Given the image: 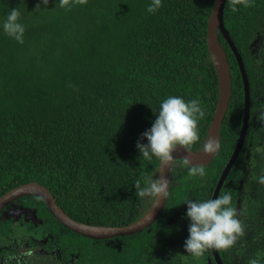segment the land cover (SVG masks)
I'll list each match as a JSON object with an SVG mask.
<instances>
[{
  "label": "trees",
  "instance_id": "trees-1",
  "mask_svg": "<svg viewBox=\"0 0 264 264\" xmlns=\"http://www.w3.org/2000/svg\"><path fill=\"white\" fill-rule=\"evenodd\" d=\"M213 2L162 0L150 13L152 0H49L46 7L37 6L40 0H0V196L36 181L80 222L138 219L152 201L140 190L157 179L159 159L143 158L136 144L160 102L168 96L199 101V140L188 148L201 149L207 137L218 95L205 40ZM14 8L25 26L23 43L3 31ZM223 22L244 63L250 116L216 196L231 195L244 234L217 251L222 264H264V0L247 6L226 0ZM219 41L231 74L220 147L204 165L173 163L155 221L137 233L95 239L61 224L40 197L22 196L6 206L29 207L34 219L1 218L7 207L0 211V264H55L52 256L60 264H209L210 250L198 258L184 250L189 223L181 201L211 197L242 123L239 66L220 34ZM192 167L204 175L194 176ZM26 235L42 244L25 246L23 257L6 253L7 244L15 252Z\"/></svg>",
  "mask_w": 264,
  "mask_h": 264
},
{
  "label": "clouds",
  "instance_id": "clouds-1",
  "mask_svg": "<svg viewBox=\"0 0 264 264\" xmlns=\"http://www.w3.org/2000/svg\"><path fill=\"white\" fill-rule=\"evenodd\" d=\"M66 3V0H64ZM49 0H40L37 6H47ZM162 0H152L147 11L155 13L161 7ZM244 3L247 0H234ZM232 11H236L233 6ZM21 13L11 9L3 22L4 33L23 43L25 26L20 22ZM199 101H185L179 96H168L160 102L151 127L142 133L136 148L145 159L158 158L165 164L173 161V152L178 146L187 148L199 140L198 118H203ZM118 131V130H117ZM146 140L147 143H141ZM220 145L214 140H208L204 146L207 153H214ZM187 163V161H186ZM191 173L204 175L202 167H192ZM168 181L157 178L147 183L139 195L142 198L165 199L168 196ZM181 203L186 205L185 216L189 223L188 237L184 241V250L193 258L201 257L209 249H230L237 239L244 234V228L238 219V210L232 206V197L225 192L223 195L209 199H189L185 197Z\"/></svg>",
  "mask_w": 264,
  "mask_h": 264
},
{
  "label": "water",
  "instance_id": "water-1",
  "mask_svg": "<svg viewBox=\"0 0 264 264\" xmlns=\"http://www.w3.org/2000/svg\"><path fill=\"white\" fill-rule=\"evenodd\" d=\"M226 0H214L212 9L210 11L209 17L206 24V45L211 57L212 63L214 65L217 80H218V95L215 109L211 118V121L207 129V137L201 149L190 150L188 147L178 146L173 152V161L170 164H165L159 160L158 169H157V178H164L169 181L170 174L172 170V165L176 160H182L187 164L200 166L208 163L213 159L216 152L207 153L204 150L205 144L208 140H214L219 143L220 141V128L221 123L226 113L228 103L231 96V74H230V65L227 58L226 51L223 45L219 41V34L225 39L230 50L232 51L237 64L239 66L240 74L243 82V117L242 123L239 131L237 141L235 143L234 149L230 154L222 172L217 180V183L214 187L212 197L215 199L217 193L222 185V182L233 165L238 153L240 152L247 127L248 120L250 115V92H249V83L244 68V63L240 53L238 52L234 42L231 40L228 31L226 30L223 22V10ZM167 189V190H168ZM28 195H35L40 197L52 215L64 226L67 228L90 238L103 239L107 237H113L117 235H126L132 234L141 231L142 229L150 226L154 220L159 216L163 210L167 197L163 200L158 198L156 201L152 199V202L147 209L138 219L125 224V225H96V224H87L75 220L69 214H67L64 209L58 205L47 187L36 182L30 181L23 184H20L16 187H13L9 191L5 192L0 196V210L10 203L11 201ZM213 254V258L216 264H222L217 249H210Z\"/></svg>",
  "mask_w": 264,
  "mask_h": 264
},
{
  "label": "flooded vegetation",
  "instance_id": "flooded-vegetation-1",
  "mask_svg": "<svg viewBox=\"0 0 264 264\" xmlns=\"http://www.w3.org/2000/svg\"><path fill=\"white\" fill-rule=\"evenodd\" d=\"M250 116V115H249ZM176 161H178V160H176ZM175 162V161H174ZM216 185V184H215ZM215 187V186H214ZM213 190H214V188H213ZM213 190H212V193H211V197H212V194H213ZM210 197V198H211ZM167 200V199H166ZM12 202V201H11ZM152 202V201H151ZM9 204V203H8ZM8 204H6V205H8ZM151 204V203H150ZM166 204V203H165ZM4 206V207H7L6 208V210H4L3 212H2V215H1V218H5V217H3V213H5V212H7V213H9V209H13L14 210V212L16 213V217L13 219L12 217H10V218H12L14 221L15 220H18L19 219V217H23L24 218V220H30V218H32L33 217V210L31 209V208H29V207H25V206H22V205H20V204H18V203H14V204H12V205H10V206ZM150 206V205H149ZM4 207L2 208V210L4 209ZM165 207V206H164ZM149 208V207H148ZM147 208V209H148ZM147 209L145 210V211H147ZM164 209V208H163ZM1 211V210H0ZM163 211V210H162ZM162 211H161V213H162ZM10 212H12V211H10ZM160 213V214H161ZM143 214V213H142ZM159 214V215H160ZM9 217V216H8ZM8 217H6V218H8ZM32 219H34V218H32ZM155 221V220H154ZM149 227V226H148ZM147 228V227H146ZM143 230V229H142ZM140 232V231H139ZM137 233V232H136ZM118 236V235H117ZM114 237V236H113ZM29 236H22V242L20 241V244H18V245H16V251L15 252H11V251H9V249H8V244L6 245V248H5V251H6V253L7 254H9L11 257L12 256H14V255H20L19 257H23V254H26V253H24V251H23V249H24V247L25 246H29V247H33L34 248V246H37L38 244L40 245V244H42V241H41V243H30L29 242ZM107 238H110V237H107ZM31 239H32V236H31ZM104 239V238H103ZM15 245H11L10 247H14ZM9 247V248H10ZM210 250V249H209ZM40 252V254L42 253L41 251H39ZM53 250H51V252L49 253V254H47V255H43V258H46V257H49L48 255H50V256H52L53 255ZM210 252H211V250H210ZM23 253V254H22ZM28 254V257L30 256V254L29 253H27ZM211 255H212V259H210V261H212V262H215V260H214V258H213V254L211 253ZM31 257V256H30ZM25 258V257H24ZM32 258V257H31ZM52 258V260L55 262V264H60V262L59 261H55L53 258V256L52 257H49V260ZM26 260V259H25ZM63 260H65V259H63L62 258V260H61V262L63 261ZM210 261H209V264H213V263H210ZM216 263V262H215ZM61 264H64V263H61Z\"/></svg>",
  "mask_w": 264,
  "mask_h": 264
},
{
  "label": "rangeland",
  "instance_id": "rangeland-1",
  "mask_svg": "<svg viewBox=\"0 0 264 264\" xmlns=\"http://www.w3.org/2000/svg\"><path fill=\"white\" fill-rule=\"evenodd\" d=\"M10 211H12V212H10L9 211V213H7V212H5V213H3V217H12L13 219L16 217V213L14 212V210L13 209H9Z\"/></svg>",
  "mask_w": 264,
  "mask_h": 264
}]
</instances>
